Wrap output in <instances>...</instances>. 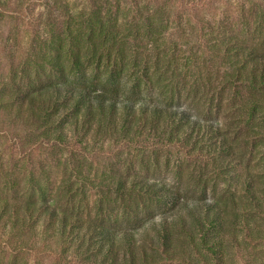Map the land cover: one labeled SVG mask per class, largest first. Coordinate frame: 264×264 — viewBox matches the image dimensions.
Returning <instances> with one entry per match:
<instances>
[{
  "label": "trees",
  "instance_id": "16d2710c",
  "mask_svg": "<svg viewBox=\"0 0 264 264\" xmlns=\"http://www.w3.org/2000/svg\"><path fill=\"white\" fill-rule=\"evenodd\" d=\"M217 2L47 17L0 77V264H264V2Z\"/></svg>",
  "mask_w": 264,
  "mask_h": 264
},
{
  "label": "rangeland",
  "instance_id": "374dc122",
  "mask_svg": "<svg viewBox=\"0 0 264 264\" xmlns=\"http://www.w3.org/2000/svg\"><path fill=\"white\" fill-rule=\"evenodd\" d=\"M61 1L63 5L70 4V7L74 10L80 9L84 4V0H11L12 11L17 8L16 4H19L18 6L24 10L23 13L25 14L18 18L7 17L0 26V77L5 78L10 66H17L23 57H26L32 41L36 40L37 36L44 34V22L49 15H52V17L63 15L58 11V6L62 5ZM247 2L258 5L264 0H225L226 4L223 2L214 3V6L216 5L214 8L223 7L224 10H228ZM217 14H220V12H217ZM23 17L28 19H23ZM172 37L173 41H177L180 45L178 47L180 55L188 56L190 48L187 46V42L181 40L178 35ZM17 136H15L14 132L10 134L0 132L1 158L7 159L12 154L17 155L23 148L28 147L22 146L21 143L24 144L25 142L21 139L20 143V139ZM139 171L144 174L141 166L137 165L135 172ZM169 172L168 167H165L155 172V174L158 178L170 179L172 175ZM30 264H55V260L50 256L33 255L30 259Z\"/></svg>",
  "mask_w": 264,
  "mask_h": 264
}]
</instances>
